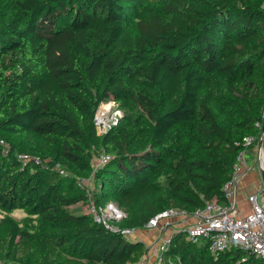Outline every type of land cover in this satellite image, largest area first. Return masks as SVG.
Masks as SVG:
<instances>
[{
  "label": "trees",
  "instance_id": "1",
  "mask_svg": "<svg viewBox=\"0 0 264 264\" xmlns=\"http://www.w3.org/2000/svg\"><path fill=\"white\" fill-rule=\"evenodd\" d=\"M107 101L124 114L100 134ZM263 107L264 0H0V264H138L142 243L76 206L113 203V224L137 230L224 203ZM102 151L110 161L93 168ZM90 177L93 189L79 184ZM208 246L182 229L166 256L264 264Z\"/></svg>",
  "mask_w": 264,
  "mask_h": 264
},
{
  "label": "built area",
  "instance_id": "2",
  "mask_svg": "<svg viewBox=\"0 0 264 264\" xmlns=\"http://www.w3.org/2000/svg\"><path fill=\"white\" fill-rule=\"evenodd\" d=\"M110 102L114 104V102ZM97 116L98 113L96 112L95 125L96 130L99 131V125L104 126L107 121H104V117L100 121ZM107 125L109 126V123ZM255 141V137L243 138V149L238 154L232 167L231 179L222 188L224 203L217 200L207 201L203 207L197 208L191 214L195 219L194 222L183 228L187 240L192 243L198 242L199 239H207L209 241L208 249L212 254L236 248L264 260V186L262 182H260L256 192L247 194V208L245 210H241L237 201L238 186L243 178L252 172L255 166H257L259 174L264 169V132L262 130L258 137V143L253 147L254 156H252L250 149ZM0 146L3 154L9 152L8 144L2 139H0ZM19 158L24 164L31 161V157L28 155H19ZM32 160L39 163L38 158H32ZM96 161V167L103 165L110 161V155L102 151L96 157ZM61 173L65 175L64 171H61ZM78 181L81 186L87 187L85 179H79ZM91 210L95 221L102 222L107 228L120 231L127 236L135 232V230L130 229L119 230V228H113L104 216L98 215L94 205L91 206ZM99 210L114 222L124 217V213L111 203L103 211L101 208ZM184 214L188 215L179 209L169 208L152 217L146 223L145 228L165 230L169 226L168 221L170 219L175 218L177 215L184 216ZM162 225L163 227H161ZM171 239L172 235H169L159 244L154 261H148L144 258L140 264H172V261L166 256Z\"/></svg>",
  "mask_w": 264,
  "mask_h": 264
},
{
  "label": "crops",
  "instance_id": "3",
  "mask_svg": "<svg viewBox=\"0 0 264 264\" xmlns=\"http://www.w3.org/2000/svg\"><path fill=\"white\" fill-rule=\"evenodd\" d=\"M92 163L93 164L91 165L93 168L96 167V158L95 160H92ZM255 180H257V175H255V172H250L243 178L238 186L237 201L242 211L247 208L246 194H252L254 192V189L252 188L253 185H255L256 190L258 188L256 183L257 181L255 182ZM194 220L195 219L192 216L179 217L177 219L172 218L169 226L163 231L159 228L148 229L144 227L142 229L135 230L133 235L127 236L131 241L142 243L144 246V253L138 264H140L144 258H146L148 261H154L156 249L158 248L159 244L167 236L173 235L182 230L187 225L192 224Z\"/></svg>",
  "mask_w": 264,
  "mask_h": 264
},
{
  "label": "rangeland",
  "instance_id": "4",
  "mask_svg": "<svg viewBox=\"0 0 264 264\" xmlns=\"http://www.w3.org/2000/svg\"><path fill=\"white\" fill-rule=\"evenodd\" d=\"M101 108L103 109V108H107V111H106V114H105V116H104V121H107L106 123L108 124L109 123V126L105 123V125L103 126V125H99V129H100V126H103L104 127V129H105V131L104 132H106L107 130L106 129H108V131L112 128V127H114V126H116L117 124H118V122L120 121V119H122V117H123V114H124V112H123V110H121L115 103L113 104V103H111L110 101H107V102H104V103H102L99 107H98V109H97V113L101 110ZM98 131V130H97ZM99 133H100V130L98 131ZM252 151V156H254V153H253V148H251L250 149V152ZM93 160H95V157H94V159ZM91 164H93V163H91ZM252 172L254 173L255 172V175H257V180H255V182L257 183V186H259L260 185V182H261V180H260V174H259V172H258V170H257V166H255L254 168H253V170H252ZM91 177H92V175H91ZM91 177H90V179H86V181H87V186L90 188V189H93V187H94V184H93V179H91ZM254 186V187H253ZM252 186V188L254 189V192H256V189H255V185H253ZM246 196H247V194H246ZM111 204H113V203H111ZM82 204H80V205H78V206H76V207H80L84 212H88V213H91L92 215H93V213H92V210H91V206L92 205H94L92 202H90V203H87L85 206H81ZM114 206H116L115 204H113ZM106 207V206H105ZM105 207L104 208H101L102 209V211L105 209ZM96 210H97V212H98V215H100V216H104V218L106 219V221L108 220V222H109V224L111 225V227H113V228H117V226L115 225V224H113V221H111V220H109L106 216H105V214H103V212H101L99 209H97L96 208ZM14 218H16L17 220H21V219H23V218H25L26 217V214L24 213V212H22V211H15V212H13L12 214H11ZM190 217V216H192V215H185L184 214V216L183 215H177L175 218L177 219V218H179V217ZM174 218V219H175ZM170 221H171V219H170ZM170 221H168L169 223L168 224H170ZM161 227H163V225L161 226ZM165 227V226H164ZM160 230H162L161 228H159ZM163 231V230H162ZM134 234V232H132V233H130V235L129 236H131V235H133ZM167 237H169V236H167Z\"/></svg>",
  "mask_w": 264,
  "mask_h": 264
},
{
  "label": "water",
  "instance_id": "5",
  "mask_svg": "<svg viewBox=\"0 0 264 264\" xmlns=\"http://www.w3.org/2000/svg\"><path fill=\"white\" fill-rule=\"evenodd\" d=\"M106 130L108 131V129H106ZM261 130H262V132H264V107H263V110H262ZM104 131H105L104 127L100 126V134L105 133ZM260 180H261V182H262V184L264 186V169H262L260 171Z\"/></svg>",
  "mask_w": 264,
  "mask_h": 264
},
{
  "label": "bare ground",
  "instance_id": "6",
  "mask_svg": "<svg viewBox=\"0 0 264 264\" xmlns=\"http://www.w3.org/2000/svg\"><path fill=\"white\" fill-rule=\"evenodd\" d=\"M106 111H107V108H101V110L98 112V120H102L103 119V117L105 116V114H106Z\"/></svg>",
  "mask_w": 264,
  "mask_h": 264
}]
</instances>
